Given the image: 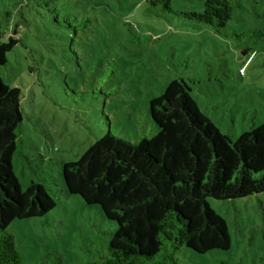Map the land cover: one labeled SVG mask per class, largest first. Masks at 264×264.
Returning <instances> with one entry per match:
<instances>
[{
    "label": "rangeland",
    "instance_id": "374dc122",
    "mask_svg": "<svg viewBox=\"0 0 264 264\" xmlns=\"http://www.w3.org/2000/svg\"><path fill=\"white\" fill-rule=\"evenodd\" d=\"M0 0V33L19 43L0 79L19 90L22 124L12 172L20 191L31 180L23 158L48 180L55 207L41 218L13 220L21 264L48 256L87 264L114 230L95 205L67 194L60 165L75 161L107 131L126 141L150 138L148 102L174 79L230 141L264 120V0H233L220 32L176 13H201L204 0ZM12 17L6 22L4 12ZM208 206L226 224L229 249L175 254L179 264H264V195Z\"/></svg>",
    "mask_w": 264,
    "mask_h": 264
},
{
    "label": "trees",
    "instance_id": "16d2710c",
    "mask_svg": "<svg viewBox=\"0 0 264 264\" xmlns=\"http://www.w3.org/2000/svg\"><path fill=\"white\" fill-rule=\"evenodd\" d=\"M170 10L168 0H155ZM233 0H204L201 13H176L216 32L233 12ZM5 21L11 13L4 12ZM16 31L5 42L0 33V67L19 43ZM19 90L0 79V264H21L13 220L41 218L55 203L23 158L31 180L20 191L11 169L16 131L22 124ZM156 127L150 137L129 142L109 131L75 161L60 165L64 191L86 205L98 206L114 230L107 244L87 264H179L175 254L188 249L202 255L229 249L226 224L207 199L227 201L264 195V120L235 141L221 135L190 97L182 79L171 80L148 102ZM35 264H59L48 256Z\"/></svg>",
    "mask_w": 264,
    "mask_h": 264
}]
</instances>
